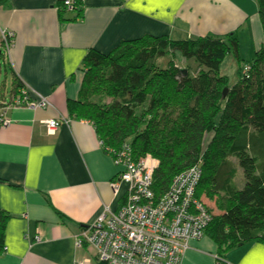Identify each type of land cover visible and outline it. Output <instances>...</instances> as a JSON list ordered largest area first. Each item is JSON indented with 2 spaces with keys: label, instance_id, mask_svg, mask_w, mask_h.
<instances>
[{
  "label": "crops",
  "instance_id": "1",
  "mask_svg": "<svg viewBox=\"0 0 264 264\" xmlns=\"http://www.w3.org/2000/svg\"><path fill=\"white\" fill-rule=\"evenodd\" d=\"M63 2L0 1V52L11 79L18 76L34 101L52 104L9 106L11 124L0 125V209L11 215L0 264L88 261L93 251L77 247V237L105 207L117 211L125 203L127 187L114 193L120 170L93 125L68 112L90 50L107 54L144 36L190 39L236 30L255 33L257 50L263 41L256 0H80L75 9ZM9 32L14 37L6 52L2 34ZM52 119L60 127L49 135ZM190 244L181 264H216L214 241L206 236ZM225 257L231 264H264V243L237 246Z\"/></svg>",
  "mask_w": 264,
  "mask_h": 264
},
{
  "label": "trees",
  "instance_id": "2",
  "mask_svg": "<svg viewBox=\"0 0 264 264\" xmlns=\"http://www.w3.org/2000/svg\"><path fill=\"white\" fill-rule=\"evenodd\" d=\"M256 2L264 30V0ZM235 33L180 40L144 36L107 54L92 49L79 97L67 104L71 117L93 125L112 157L126 151L135 160L157 161L152 184L157 199L176 176L198 165L197 197L221 196L223 212L211 214L205 235L224 257L237 246L264 243V35L248 70H240V80L230 86L221 66L232 51L239 56ZM165 55L172 58L164 67ZM3 56L0 52V72ZM11 85L10 100L0 86V109L25 89L15 74ZM238 170L242 188L234 182ZM10 219L0 209V256ZM89 256L91 264H107L95 253Z\"/></svg>",
  "mask_w": 264,
  "mask_h": 264
},
{
  "label": "built area",
  "instance_id": "3",
  "mask_svg": "<svg viewBox=\"0 0 264 264\" xmlns=\"http://www.w3.org/2000/svg\"><path fill=\"white\" fill-rule=\"evenodd\" d=\"M75 4L76 0H64L66 8L72 9ZM13 37L11 32L2 34L6 52ZM22 98L25 106L34 109L51 105L47 98L31 102L27 91ZM6 109H0L4 127L11 123ZM46 124L49 134L60 126L54 119ZM115 161L123 168L116 180L122 176L128 183L125 203L117 211L105 207L83 229L77 238V247L91 249L107 264H181L190 241L200 239L212 220L210 212L194 197L202 176L201 168L196 165L176 176L167 194L157 199L152 191L153 173L158 165L155 159L134 160L125 151ZM113 187L117 194L119 186L115 183ZM78 264H91V259Z\"/></svg>",
  "mask_w": 264,
  "mask_h": 264
},
{
  "label": "rangeland",
  "instance_id": "4",
  "mask_svg": "<svg viewBox=\"0 0 264 264\" xmlns=\"http://www.w3.org/2000/svg\"><path fill=\"white\" fill-rule=\"evenodd\" d=\"M78 6H79V2L76 3L73 8L75 9V7H78ZM249 25H250V27H253V25H254L252 17L249 20ZM235 34L238 37V45H239L238 54H239V56L236 57L234 52L232 51L231 53L228 54V56L226 57V59L224 60L222 66H221L222 73L225 74L226 76H228V80H229L230 86L234 85L236 82H238L240 80V74H239L240 69H243L246 66V62H248L249 60L253 59V56L255 55V52L257 50L256 44H255V41H256L255 33H252V32H243V33H241V32L238 31V33H235ZM172 39L180 40L182 38L173 37ZM163 58H164L163 59L164 62L162 63L163 64L162 66L165 67V66H167L169 60H171L172 57L168 56V55H165ZM175 59L179 61V57H178V59L177 58H175ZM160 62H161V60H160ZM0 86H3L4 92L6 94V98L8 100H10V94H11V89H12V85H11V70L7 67V65L5 64V61L2 64V67H1ZM7 102H9V101H7ZM10 124L8 123L7 126H9ZM7 126H5V127H7ZM232 161H235V160L232 159ZM114 165L118 169H122L120 164H118L116 161H115ZM122 171H123V169H122ZM118 174H120V173L118 172ZM117 176L119 177V175H117ZM234 182H235V185L239 186L240 188L243 187L244 178H243V174H242L241 170H238L237 176L234 178ZM115 183H116V185L119 186V190L118 191H120L121 186H123V185L124 186H128V183L122 178V176H120V180L114 179V181L112 183L113 190H115V188L113 187V185ZM114 193H115V191H114ZM194 197H195L196 200H198V202L203 204V206L206 209V211L210 212V214H212L213 217L214 216H218L220 213L223 212L222 209H221V206L218 203L219 200H220V197H221L220 195H217V196L211 198L210 196H207L203 192V193H201V196L199 198L197 197L196 194L194 195ZM206 228L204 230L203 236L200 239L192 240V241H190V243L194 242V241H200L201 239L205 238L206 237V235H205L206 234L205 233ZM190 243H189V248H190V245H191ZM5 251H6V247H5ZM92 255H94V252L92 253ZM184 255H185V253H184ZM184 255H182V257H181V263L183 261ZM214 260H215L216 264H222L221 261H223V264H231L226 259V257L221 256L219 253H216L214 255ZM92 262L94 263L93 259H92Z\"/></svg>",
  "mask_w": 264,
  "mask_h": 264
},
{
  "label": "bare ground",
  "instance_id": "5",
  "mask_svg": "<svg viewBox=\"0 0 264 264\" xmlns=\"http://www.w3.org/2000/svg\"><path fill=\"white\" fill-rule=\"evenodd\" d=\"M63 5H64V3H63ZM65 7V6H64ZM227 57V56H226ZM248 68H249V66H248V63L246 62V66L243 68V69H240L241 71H247L248 70ZM24 91H27V95H28V98H29V100L31 101V102H38L41 98H43V97H40V99H38V100H36V101H34L33 99H32V97H31V91L29 90V88L28 87H26L25 86V89L21 92V94H17V95H15V96H13V98H14V100L12 101V103L10 104V107H17V106H19V107H27V105L25 106L24 105V103H23V98H22V95H23V92ZM50 103H51V101H50ZM52 105V104H51ZM50 105V106H51ZM50 106H46V107H41V108H47V107H50ZM29 108V107H28ZM37 109V108H36ZM10 120V119H9ZM53 120V119H52ZM54 120H56V119H54ZM49 121V120H48ZM47 122V121H46ZM57 122V121H56ZM69 122V120L67 121L66 120V123H68ZM47 125V124H46ZM55 133L52 131V132H50V134L49 135H54ZM117 157V156H116ZM147 157H150V158H152V159H154L153 157H151V156H146V157H144V158H141V159H145V158H147ZM113 158V161H114V163H115V159L116 158H114V157H112ZM123 169V168H122ZM122 169H119L120 171L119 172H121L122 171ZM91 224V223H90ZM89 224V225H90ZM89 225H87L86 227H88ZM85 227V228H86ZM84 228V229H85ZM81 234V233H80ZM79 237V236H78ZM77 237V238H78Z\"/></svg>",
  "mask_w": 264,
  "mask_h": 264
},
{
  "label": "water",
  "instance_id": "6",
  "mask_svg": "<svg viewBox=\"0 0 264 264\" xmlns=\"http://www.w3.org/2000/svg\"><path fill=\"white\" fill-rule=\"evenodd\" d=\"M186 73V71H184ZM227 94V91L224 92L223 97H225Z\"/></svg>",
  "mask_w": 264,
  "mask_h": 264
}]
</instances>
